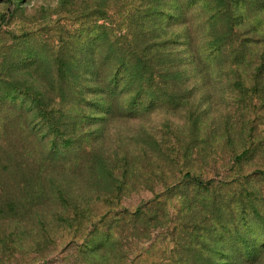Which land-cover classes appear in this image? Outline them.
<instances>
[{
  "label": "rangeland",
  "instance_id": "rangeland-1",
  "mask_svg": "<svg viewBox=\"0 0 264 264\" xmlns=\"http://www.w3.org/2000/svg\"><path fill=\"white\" fill-rule=\"evenodd\" d=\"M162 4L157 8L171 16L126 15L147 9L144 0H0V62L11 59L17 90L44 91L56 117L72 106L53 101L50 90L58 83L47 81L43 72H54L59 53L69 60L84 56L88 28L103 21L99 14L106 7L114 11L116 25L136 20L166 26L172 43L161 53L174 66L163 86L179 100L132 117L105 115L90 106L63 113L58 124L70 140L62 157L44 164L39 179L20 178L27 169H9L8 180L0 179V264H168L169 250L179 246L173 242L176 232L188 223L184 202L202 197L192 188L187 196L161 194L185 171L217 184L228 181L230 188L236 178L247 176L264 200V0H197L182 15L181 0ZM190 24L216 26L230 45L210 58L204 52L191 59L179 44L181 29ZM200 37L201 46L204 34ZM23 44L44 45L46 60L25 54L16 62L14 48ZM160 74L155 69V81H161ZM159 85L156 92L163 90ZM79 112L85 115L76 116ZM38 121L41 150L51 133L41 117L30 124L32 131ZM244 149L247 153L238 157ZM149 199L161 202L164 217L155 212L160 225L141 234L139 226L137 231L120 216ZM117 220L110 244L93 250L84 243L95 221L110 226Z\"/></svg>",
  "mask_w": 264,
  "mask_h": 264
},
{
  "label": "trees",
  "instance_id": "trees-1",
  "mask_svg": "<svg viewBox=\"0 0 264 264\" xmlns=\"http://www.w3.org/2000/svg\"><path fill=\"white\" fill-rule=\"evenodd\" d=\"M162 1L144 0L148 5L147 9L135 13L128 12L126 15L136 16L135 18L171 16L157 8L163 5ZM196 1L181 0V15L184 14V9H188L185 10L186 14ZM106 8L99 14L104 18L103 21L94 22L88 28L84 56L71 55L72 60H69L66 55L59 53L55 59L54 72L49 69L43 72V78L47 81L58 83V87L55 85L53 88H56L50 90L53 101L66 102L65 107L72 106L70 110L63 108L64 112H61L59 118L47 106L44 91L35 93L30 88L17 90L10 78L11 59L5 56L4 60H1V180H8L6 173L9 169L17 172L27 169L28 175L20 173V178L28 179L32 176L34 180L39 179V170L44 164L62 157L70 139L65 138L66 132L58 123L63 113L70 114L73 106L96 107L97 111H102L105 115L132 117L140 110L147 111L158 104H179V100L175 101V93L163 86L171 77L174 66L173 62L164 58V53H161L172 43L166 26L136 20L116 25L113 21L114 11ZM217 29L214 25H185L181 29L184 41L179 42L184 47L183 53L195 59L205 52L206 57L210 58L222 48L225 49L231 40L224 33L218 34ZM201 33L204 34L205 40L204 45L200 46L196 40H200ZM14 50L16 62L25 59V54H32L36 61L46 60L44 45L38 47L35 44H23L17 45ZM157 68L161 69L160 82L155 81L154 72ZM66 82L71 83V86H63ZM155 85H159L163 90L156 92ZM86 93L99 97L90 99L85 96ZM83 115L84 112L76 114L78 117ZM39 117L42 118L44 126H47V132L51 133L47 145L41 148L40 158L39 121L34 125L33 131L30 126L33 120ZM19 129H29L32 132L29 136H21L18 134ZM31 139H35L36 144L31 142ZM247 151L248 149H244L238 157L244 156ZM257 173L262 174L261 171ZM249 181L247 176L236 178V186L230 188L231 183L228 181L217 184L212 178L204 180L192 175L190 171H185L180 180L165 186L161 194L168 196L172 192L187 196L189 188L202 195L201 198L185 201L183 204V219L188 223L181 225V229L176 232L173 242L179 246H172L169 250L167 256H170L171 262L168 264H264V200L261 199L263 194L258 187L249 184ZM183 186L187 191L180 190ZM159 206L161 202L156 199L146 200L134 210H126L121 214L120 220L129 218L136 230L137 226L141 228L139 233H146L148 226L153 228L160 225L155 213L161 211ZM162 213L164 217V212ZM165 213L167 218L169 213ZM120 220L110 226L95 221L84 243L91 245L93 250L110 244L113 228L120 226ZM161 226L164 227L163 224ZM183 243L193 246H182Z\"/></svg>",
  "mask_w": 264,
  "mask_h": 264
}]
</instances>
